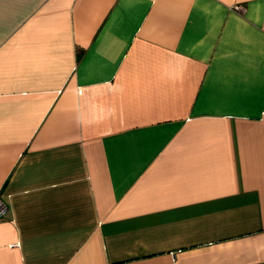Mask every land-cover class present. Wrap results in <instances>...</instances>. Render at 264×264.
Returning <instances> with one entry per match:
<instances>
[{"label":"crops","instance_id":"crops-1","mask_svg":"<svg viewBox=\"0 0 264 264\" xmlns=\"http://www.w3.org/2000/svg\"><path fill=\"white\" fill-rule=\"evenodd\" d=\"M0 264H264V0H0Z\"/></svg>","mask_w":264,"mask_h":264},{"label":"built area","instance_id":"built-area-1","mask_svg":"<svg viewBox=\"0 0 264 264\" xmlns=\"http://www.w3.org/2000/svg\"><path fill=\"white\" fill-rule=\"evenodd\" d=\"M7 206L6 204L0 199V219L3 218L7 211Z\"/></svg>","mask_w":264,"mask_h":264}]
</instances>
